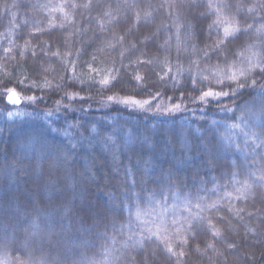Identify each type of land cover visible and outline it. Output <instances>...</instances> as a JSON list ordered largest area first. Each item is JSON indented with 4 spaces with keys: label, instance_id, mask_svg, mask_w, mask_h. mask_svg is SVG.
<instances>
[{
    "label": "trees",
    "instance_id": "obj_1",
    "mask_svg": "<svg viewBox=\"0 0 264 264\" xmlns=\"http://www.w3.org/2000/svg\"><path fill=\"white\" fill-rule=\"evenodd\" d=\"M61 0H0V92L5 91V85L9 89L14 88L22 97L20 105L12 106L7 103L6 97L0 98V197L4 195V191L14 190L17 194L27 193L30 189L36 199H40L39 181L35 176L24 171L27 167L25 163L20 166L19 161L24 159L22 153L27 152L31 156L30 142L37 139H44L48 143L67 147L68 138L63 135L65 129L73 141L79 138V135H88L84 131L85 127L89 129L92 126L104 135H110L113 131L125 139L129 136L145 134L154 128L167 130L170 139L176 145L175 156L180 155V143L185 137L190 142H196L194 138L206 137L212 140L219 149L220 170H209L202 166L199 158L192 161L183 171L182 175L188 177L186 185H174L165 188L163 193L150 185L148 191L140 194V189L132 185V180L138 179L136 169L133 168L132 176L128 180V184L132 186V191L123 183L125 174L123 165L129 164L128 156L132 151L137 150V145L131 144L124 154L120 156L117 170L111 154L100 144L97 143L94 148L89 149L86 144L74 150L72 163L75 165L73 170L67 174L61 171L57 176L58 187L54 188L51 193L46 192L44 199L40 203V207L45 206L54 214L50 219L48 227L41 225L42 231L35 238L36 243L33 245L32 254L34 259L44 258L49 264H81L82 261H92L94 264H141L143 252L147 264H169L166 251L156 248L155 244L149 247L148 243L143 246L135 245L134 241L129 240V236L139 239L141 236L151 233L163 232L164 225H171V222L179 219L183 220L190 213L198 211L195 204L198 198L206 201L221 200L228 193H234L233 183L229 181L226 173L230 166L235 172H244L237 179H246L248 171H256L257 167L262 163L257 153L264 151L261 149H252L245 144L246 137L244 132H256L259 134L261 128H264V117H261V97L258 93L248 95L252 92L249 88L243 97L237 96L235 99H223L222 103L216 101L200 103V91H193L190 88L181 91V86L185 84L189 73L183 72L177 75V66L187 69L189 66L193 68L195 61L200 67H209L217 63L221 67L224 66L223 60H217L216 54L211 49L213 40L216 39L215 34L208 36L204 34L203 42L201 39H188L184 29H180L179 37L176 36V28L173 25V19L167 16H158L153 24L147 29H141L145 35L153 36L158 40L159 44L164 45L162 48L148 47L144 43L138 41L139 33L127 34L122 27H113L106 25L104 31L97 30L95 35L92 29L96 25H92V29L88 30V36L77 32L71 35L73 31L72 25H66L63 31L53 30V32H37L36 25L46 27L40 24L50 17H57L56 23L59 24L60 13L53 12L50 8H45V4L59 3ZM111 2V0H110ZM157 0H152L155 4ZM16 4V7L11 5ZM7 5V9L5 6ZM113 9L115 5L113 4ZM81 11V10H78ZM193 12L199 10L193 9ZM28 23L25 24L24 21ZM184 23L195 21L191 16L184 19ZM76 27L81 26L80 18L77 14ZM32 33L36 38H31ZM156 34V35H154ZM123 35V43H116L115 37ZM92 36V40H89ZM22 37V38H21ZM25 40H30L31 48L37 52V57L32 58L30 52L25 51L20 55L21 48ZM94 45L87 47L90 54L93 51L105 63L103 66L111 70L113 66L121 73L127 71L130 75L133 71L141 76L149 77V92H142L141 89L127 86L123 89L116 88L111 92L103 91L99 86L91 91H81L80 87H69L66 89L68 93L76 94V100H68L65 97V91H59L55 88L56 82L63 83L62 77H65L63 66L56 62L54 58L50 60L49 56L40 59L43 55L40 45L47 43L51 48H59L62 54L68 53V60H74L75 54L82 46ZM113 41L116 48L105 47V41ZM165 40H169L168 44H164ZM11 42L12 51L9 59H4V47ZM68 47L65 48L64 44ZM151 43V42H149ZM132 44H137L136 49H131ZM179 44V64L177 62V45ZM192 45H195L193 49ZM124 47L128 49L124 58V67L120 62L117 49ZM103 48V51L98 49ZM207 48L212 58L206 60L204 49ZM243 50V49H241ZM129 57H131V65H129ZM137 58L141 61L150 60L149 64H141L137 67ZM90 59V55L82 56L80 61L76 62L77 73L86 72L82 67L83 60ZM167 59L168 67L172 68L171 73L164 66ZM230 59H233L230 57ZM239 61V57L235 58ZM40 67L41 72L34 75L31 71L33 68ZM27 70L25 74L33 80H48L53 84L51 89L30 88L25 90L30 83L25 80L24 85L18 86L15 78H23L22 72ZM4 72L9 76L5 77ZM67 75H71L68 72ZM161 77L164 79L161 80ZM169 77L171 79H169ZM197 80V79H195ZM199 80V79H198ZM135 83V81H133ZM158 83L159 89L151 88V84ZM213 90L217 86L212 82ZM166 85V86H165ZM199 89L200 85H196ZM207 90V89H204ZM227 90V89H225ZM156 94L158 99H153L152 94ZM114 95L117 100L134 98L136 100H152L147 111H141L129 106L121 105L107 99L108 96ZM36 96L37 101L29 103L28 97ZM84 97L80 100L79 97ZM175 103L181 104V109L175 112H168L165 105L172 107ZM59 108V111H57ZM70 108L72 111L65 112L64 109ZM83 108V111L80 109ZM224 108L229 109L228 112L223 111ZM159 109V111H157ZM16 110H22L19 116L11 115ZM52 111L55 114L52 117L46 115ZM240 117H244L243 120ZM55 121L56 123H52ZM216 123L213 124L212 122ZM94 122V124L92 123ZM236 124L239 127L233 128ZM69 125H79L80 127L69 128ZM52 128H58L59 132L52 131ZM162 143V141H161ZM250 143V141H249ZM173 153H169V159ZM95 160L94 171L96 180L88 181L90 191L87 193L94 202L106 203L109 208L113 205H123L122 215H119L117 209L116 226L111 223L107 227L100 223L92 228L90 233H82L80 223L75 219L76 213L73 212L68 219L72 221V227L67 228V220L61 219L57 213V209L61 204L67 201H73L72 193L73 185L77 184L79 179L84 176V165L86 158ZM138 157L132 155V164ZM255 161V162H254ZM9 165H13L9 169ZM165 167L169 164L166 161ZM199 168L201 173L206 172L207 175H201L194 180L193 168ZM201 181H203L201 183ZM227 185V187H225ZM213 189H217L213 191ZM111 193V199H109ZM67 194L66 200L57 199V195ZM253 194L247 199L248 207L245 209L243 219L239 223L234 222V232H228L221 226L223 236L227 239L235 241L242 245L237 249H227V241L221 240L215 243L216 249L222 253L217 255L211 249L204 251L205 243L197 237L195 242L189 241L184 248H176V251H184L185 255L180 257L182 264H264V236L257 237V233H264V224H261L257 217L261 216L259 209L262 207L253 200ZM77 204L79 201H75ZM237 207H243L244 202L233 201ZM223 207H227L226 202L222 203ZM71 207V204H69ZM139 211V218L137 212ZM248 212L255 215L248 216ZM219 215L227 217V211L221 212ZM91 221H89V226ZM51 230V231H50ZM54 232L55 235H51ZM170 234V233H169ZM2 235V233H0ZM88 235V246L83 247L80 238ZM49 239L56 241L50 244ZM155 239V237H153ZM174 243V242H173ZM175 246V245H174ZM14 245H9L7 252L11 260H15L17 256H21L19 252H14ZM199 247L200 251L196 249ZM163 248V245L160 246ZM147 251H144V250ZM110 252L111 256H106ZM155 252L153 256L152 253ZM235 253V254H232ZM4 255V249L0 248V257ZM26 258V257H21ZM177 257L172 256L171 260L175 261Z\"/></svg>",
    "mask_w": 264,
    "mask_h": 264
},
{
    "label": "snow or ice",
    "instance_id": "obj_2",
    "mask_svg": "<svg viewBox=\"0 0 264 264\" xmlns=\"http://www.w3.org/2000/svg\"><path fill=\"white\" fill-rule=\"evenodd\" d=\"M113 4L115 9H113ZM16 4L11 7H16ZM45 8H50L53 12H59L60 23L57 24V17H50L46 21H41L40 24L46 25L41 27L36 25L37 32H53V30L63 31L66 25H72L73 31L71 35H76L77 32L83 33L88 36V30L92 29V25L95 24L96 28L92 29L93 36L96 31H104L106 25H112L113 27H122L127 34L139 33L137 39L139 42L144 43L148 47L162 48L164 45L159 44L158 40L153 39L151 35H145L141 32V29H147L149 25L153 24L154 20L158 16H167L169 18L175 15L173 19V25L176 28V36L179 37L180 29L183 28L185 35L188 39L198 38L203 42L204 34L207 32L208 36L215 34L216 39L211 44L212 51L216 54L217 60H223L224 66L221 67L219 63L212 65L211 68H206L198 72L199 80H195L192 76V67L183 69L177 66V75H181L187 71L189 76L184 85L181 86V91H186L189 88L193 91H200V103L216 101L222 103L223 99H235L237 96L243 97L246 90L251 88L252 92H248V95L252 93H258L261 97V117H264V0H157L155 4L152 0H61L55 4H45ZM7 9V5L5 6ZM193 9L199 10L193 12ZM81 10V11H78ZM77 14L81 21V26L76 27ZM191 16L195 23H184L182 20ZM28 23L27 20L24 21ZM156 35V34H154ZM31 38H36L32 33H29ZM22 38V37H21ZM124 36H116V43H123ZM89 40H92V36H89ZM151 42V43H149ZM116 43L113 41H105V47L116 48ZM169 40H165L164 44H168ZM94 45L82 46L75 54L74 60H68V53L62 54L59 48L53 49L47 43L40 45L42 56L40 59L50 55V60L55 59L56 62L63 66L65 77H62L63 83L56 82L55 88L59 91H65V97L68 100H76L77 95L68 93L67 88L80 87L81 91H91L93 88L99 86L105 92H111L116 88H125L127 86L139 88L142 92H149V77L141 76L137 72L133 71L130 75L127 71L121 73L120 70L113 66L111 70L108 67L103 66L104 61L100 59L96 52H87V47ZM67 48V43L64 44ZM131 49H136L137 44H132ZM195 49V45H192ZM243 49V50H241ZM103 51V48L98 49ZM12 51L11 42L4 47V59H9V54ZM25 51L30 52L32 58L37 57V52L30 46V40H25L24 45L21 48L20 55H23ZM128 49L121 47L117 49L118 56L122 67H124V58ZM204 55L206 60L212 58L211 54L205 48ZM180 48L177 45V62L179 64ZM90 55V59L83 60L82 67L86 69V72L77 73L76 62L82 59V56ZM233 58V59H230ZM239 57V61L235 58ZM129 59V65H131V57ZM137 67L141 64H149L150 60L141 61L137 58ZM167 71L171 73L172 68L168 67V61L165 59L163 62ZM195 67L199 69V64L195 61L192 62ZM27 70L22 72V79L15 78L18 86L24 85L25 80H29L30 83L26 86L25 90L30 88H39L44 90L45 88L51 89L53 84L48 80H33L31 77L25 74ZM34 75L41 72L40 67L33 68L31 70ZM71 72V75H67ZM207 72L208 75H204ZM5 77L9 76L7 72H4ZM211 77V79H210ZM164 78L161 77V80ZM169 79H171L169 77ZM216 83V90H213L211 81ZM135 81V83H133ZM200 85L197 89L196 85ZM166 86V85H165ZM151 88L159 89L158 83L151 84ZM207 89V90H204ZM227 89V90H225ZM152 94V93H150ZM153 99H158L156 94H152ZM6 97L7 103L16 106L22 102V97L14 89H9L5 85V91L0 92V98ZM83 100L84 97H79ZM109 101L116 103H122L126 106H133L138 110L147 111L148 106L152 104V100H136L134 98H127L117 100L114 95L107 97ZM29 103L37 101L36 96L28 97ZM168 112H175L181 109V104L175 103L172 107L165 105ZM83 111V108L80 109ZM59 111V108H57ZM65 112H70L72 109L66 108ZM159 111V109H157ZM223 111L228 112L229 109L224 108ZM55 113L49 111L46 113L48 117H52ZM241 120L244 117H240ZM52 123H56L52 121ZM94 124V122H92ZM213 124L216 122L213 121ZM80 127L79 125H69V128ZM233 128L239 127L236 124L232 125ZM52 131L59 132L58 128H52ZM84 131L88 135H79L76 141H73L69 135L67 129L63 132V135L68 138L67 147H59L48 143L44 139H37L30 142L31 156L28 153H22L24 159L19 161L20 166L25 163L27 167L24 171L30 175L35 176L39 181L40 192L38 193L40 199H36L31 190L27 193L17 194L14 190L4 191V195L0 197V248L4 249V255L0 257V264H49L44 259H34L32 254L33 245L36 243V237L41 233L43 224L48 227L50 219L54 214L48 209L40 207V203L44 199H50L51 197H45V193H51L54 188H57L58 174L63 172L67 174L70 170H73L75 165L72 163L74 157V150L78 147L86 146L89 149L95 147L97 143H100L112 156L114 164L119 170L120 156L125 153L128 146L131 144L137 145V150L132 151L128 156L129 164H131L132 155L138 158L135 164L129 166V164L123 165V171L125 178L123 183L131 192L132 186L128 184L129 178L132 176L133 168L136 169V176L138 179L132 180V185L140 189L142 195L144 191L149 190V186L152 185L158 189L161 194L165 188L180 184L186 185L188 177L182 175V171L192 163L195 159L199 158L203 167L209 170H220V157L218 146L206 137L194 138L196 142H190L187 137L180 143V155L177 157L174 155L176 151V145L170 139V134L167 130L154 128L145 134L136 135L135 137L129 136L127 139L119 136L117 131H113L110 135H104L97 131L95 126L90 129L84 128ZM246 137L245 144L252 149L264 150V128H261L259 134L256 132L245 131ZM162 141V143H161ZM250 141V143H249ZM173 153L172 158L169 159V153ZM262 163L257 167L256 171H248L246 179H237L238 176L244 175V172H235L230 166L224 165L227 168V172H221V175H227L230 182L233 183L235 188L234 193H228L222 197L221 200L206 201L202 197L198 198L195 208L198 210L195 213H190L188 217L183 220L176 219L171 222V225H164L163 232L151 233L149 235L141 236L139 239L134 236H129V240L134 241L135 245L143 246L145 243L156 245L157 249L166 251L169 256V264H182L180 257L185 255L184 251H176V248H184L188 245L189 241L195 242L199 237L202 242L205 243L204 251L211 249L217 255H222L216 247L215 242H219L222 239L227 241V249H237L242 245L237 244L235 241L227 239L223 236L221 226L225 231L234 232V222L239 223L242 220L243 213L248 207L247 199L253 194V190H256V194L253 195V200L259 203L262 207L259 209L261 216L257 217L261 224H264V151L257 153ZM168 162L169 166L165 167L164 163ZM255 162V161H254ZM95 160L92 158H86L84 165V176L81 177L77 184L73 185L74 197L73 201H67L61 204L57 209V213L61 219L67 220V228L72 227L71 219H68L70 215L75 212L77 215L74 217L80 223V230L82 233H90L92 228L96 227L100 223H103L105 227L109 223L113 227L116 226L117 209H119V215H122L123 205H113L109 208L106 203L94 202L87 194L90 191V185L88 181L95 182L96 174L94 171ZM13 165H9L11 169ZM207 175L206 172L201 173L199 168H193L194 180L198 179L201 175ZM203 181H201L202 183ZM227 187V185H225ZM217 189H213L216 191ZM63 198L66 200L67 194L57 195V199ZM109 199H111V193H109ZM244 202L243 207H237L233 201ZM75 201H79L77 204ZM226 202L227 207H223L222 203ZM71 204V207H69ZM227 211V217L219 215L221 212ZM139 211L137 212V218H139ZM255 215L252 212H248V216ZM89 221L91 225L89 226ZM51 231V230H50ZM170 233V234H169ZM51 235H55L54 232ZM264 236V233H257V237ZM155 237V239H153ZM52 239H49V243H55ZM88 235H83L80 238V243L83 247L88 246ZM174 242V243H173ZM14 245V252H19L21 256H17L15 260H11L8 257L7 249L9 245ZM163 245L161 249L160 246ZM175 245V246H174ZM200 251L199 247L196 249ZM144 251H147L146 249ZM235 254V253H232ZM155 255V252L152 253ZM106 256H111L110 252L106 253ZM175 256V261L171 260V257ZM26 257V258H21ZM142 261L141 264H147V259L144 258L143 252H141ZM55 264V262H53ZM81 264H94L92 261H82Z\"/></svg>",
    "mask_w": 264,
    "mask_h": 264
},
{
    "label": "rangeland",
    "instance_id": "obj_3",
    "mask_svg": "<svg viewBox=\"0 0 264 264\" xmlns=\"http://www.w3.org/2000/svg\"><path fill=\"white\" fill-rule=\"evenodd\" d=\"M206 68H209V67H205V66H203V67H199V69H197L196 67H194L193 68V72H192V76H193V78L194 79H200V77H199V75H198V72H200L201 70H203V69H206ZM204 75H208V73L207 72H204ZM210 79H211V77H210ZM212 82H215L214 80H212ZM119 100H122V99H119ZM121 105H124V104H122V103H120ZM124 106H126V105H124ZM129 107H132V108H134V109H136L135 107H133V106H129ZM148 109H149V106H148ZM21 112H22V110H16V111H14L11 115H16V116H19L20 114H21Z\"/></svg>",
    "mask_w": 264,
    "mask_h": 264
}]
</instances>
